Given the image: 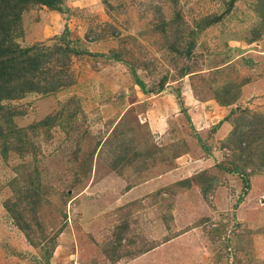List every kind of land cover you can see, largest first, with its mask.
<instances>
[{"label":"rangeland","instance_id":"obj_1","mask_svg":"<svg viewBox=\"0 0 264 264\" xmlns=\"http://www.w3.org/2000/svg\"><path fill=\"white\" fill-rule=\"evenodd\" d=\"M48 2L0 20L51 58L0 97V264H264V0Z\"/></svg>","mask_w":264,"mask_h":264},{"label":"trees","instance_id":"obj_2","mask_svg":"<svg viewBox=\"0 0 264 264\" xmlns=\"http://www.w3.org/2000/svg\"><path fill=\"white\" fill-rule=\"evenodd\" d=\"M24 0H0V20L4 18L15 17V9L19 2ZM42 2L43 0H37ZM48 4H52L50 1ZM2 3L6 7L1 8ZM9 13H7V9ZM0 27V97L2 94L10 95L18 88L16 86L25 85L26 90H33L39 84L38 80L41 76L43 68L48 66L50 56L38 48L21 49L10 41L9 30L10 22L1 23ZM138 80V79H137ZM139 86L143 87L141 81H137Z\"/></svg>","mask_w":264,"mask_h":264},{"label":"crops","instance_id":"obj_3","mask_svg":"<svg viewBox=\"0 0 264 264\" xmlns=\"http://www.w3.org/2000/svg\"><path fill=\"white\" fill-rule=\"evenodd\" d=\"M47 23V22H46ZM46 23H44L45 25H46ZM47 27V26H46ZM47 30H48V28H46ZM229 129H228V127L227 126H225L224 127V130L222 131V133H224L225 131H228Z\"/></svg>","mask_w":264,"mask_h":264}]
</instances>
